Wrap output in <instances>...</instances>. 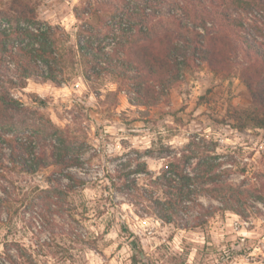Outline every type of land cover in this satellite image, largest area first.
I'll return each instance as SVG.
<instances>
[{"label": "rangeland", "instance_id": "obj_1", "mask_svg": "<svg viewBox=\"0 0 264 264\" xmlns=\"http://www.w3.org/2000/svg\"><path fill=\"white\" fill-rule=\"evenodd\" d=\"M14 1L0 0V22H7L5 15L14 13ZM25 1L36 3L37 19L57 26L51 34L61 54L57 69L64 81L56 85L36 76L24 88L11 91L77 141L85 160L77 173L85 184L69 193L57 190V204L49 208L50 201L41 190L48 187L51 176L61 175L57 166L34 173L19 167L0 170L5 175H0V195L5 198L0 214V264H135L130 241L142 249L136 264H264V129L243 124L248 114L264 115V110L255 106L239 77L237 60L230 74L213 71L205 63L180 70L178 80L158 103L140 105L133 100L129 78L92 74L77 48L87 26L109 55L126 59L139 27H161L164 34L179 28L181 22L193 26L195 13L189 10L188 16L184 7L191 8L189 4L198 0L188 4L187 0H151L152 6L144 8L151 13L147 17L132 13L143 8L146 0ZM219 9L212 10L207 26L218 36L236 39L242 30L225 23ZM240 16L246 31L255 33L252 25L257 24L264 33V11ZM113 18L126 27L130 23L131 32L110 30ZM151 35L156 38L159 32L155 35L153 30ZM42 67L47 69L43 63ZM135 70L131 68L127 75ZM187 144L207 149L214 156L210 161L223 163V177L247 199L248 216L220 210L194 229H181L154 218L146 202L137 204L111 185L108 174L124 157L140 152L155 175L165 158L147 155L150 149L157 155L162 147L179 151ZM37 195L40 203L33 205ZM200 199L206 206L215 202L206 195ZM6 248H10L7 253Z\"/></svg>", "mask_w": 264, "mask_h": 264}, {"label": "trees", "instance_id": "obj_2", "mask_svg": "<svg viewBox=\"0 0 264 264\" xmlns=\"http://www.w3.org/2000/svg\"><path fill=\"white\" fill-rule=\"evenodd\" d=\"M150 1L146 0L147 4L143 8L132 13L140 17L151 15L144 11V8L152 6ZM186 2L189 3L188 0ZM198 2L189 4L191 8L183 6L187 15L190 11L195 13L193 26L181 22L179 28L170 32L167 30L164 34H160L161 27H139L133 34L135 40L138 37L139 41H132L126 59L109 55L98 36L87 26H83L77 39L78 51L92 67V74L112 73L129 78L135 94L133 100L140 105L158 103L163 92L178 80L180 70L205 63L213 71L230 74L237 60L239 77L246 84L255 106L264 110L262 32L258 30L257 24L252 25L255 33L251 34L249 29L246 31L245 21L240 16L241 13L264 11V0ZM35 4L25 0L14 1V5H11L14 13L5 15L9 29L0 28V170L3 172L8 168L19 167L34 173L50 165L57 166L61 175L51 176L48 187L41 190L49 199L50 208L52 204H57V190L69 193L85 184V179L77 173L85 160L77 141L66 130L54 124L40 110L16 99L11 91L18 87L24 88L26 81L36 76L56 85L64 81L57 69L61 64V54L51 34L57 26L37 19ZM219 6L222 20L242 30L238 31L236 39L218 36L216 31L213 32L207 26L212 21V10ZM76 15L79 16L78 13ZM115 21L113 18V22L109 23L110 30L117 28L124 34L131 32L130 23L126 27L121 20ZM199 26L205 30L199 31ZM153 30L155 35L159 32L158 37L151 35ZM42 63L47 69L42 67ZM131 68L136 69L135 73L128 76L127 72ZM40 102L42 107L46 106V101L41 99ZM25 112L30 114L26 115ZM243 121L245 125L249 123L264 129V115L253 112ZM155 154L152 149L147 153L152 157L165 158L163 166L155 175L151 174L140 152L119 161L113 173L108 174L113 188L131 201L137 200V204L139 201L146 202L147 212L151 216L181 229H194L220 210L248 216L244 209L247 199L242 196V191H235L232 183L223 177L225 169H220L223 163L210 161L209 158L214 156L207 149L191 148L187 144L179 151L162 147ZM64 178L68 181H64ZM201 195L209 196L217 203L206 206L200 199ZM255 198L260 200L261 196L255 195ZM40 200V195H37L31 203L38 205ZM4 201L5 198L0 195V214L5 206ZM129 246L136 264L137 253L142 249L134 241H130ZM9 250L6 248V253ZM10 259L14 261L12 257Z\"/></svg>", "mask_w": 264, "mask_h": 264}, {"label": "built area", "instance_id": "obj_3", "mask_svg": "<svg viewBox=\"0 0 264 264\" xmlns=\"http://www.w3.org/2000/svg\"><path fill=\"white\" fill-rule=\"evenodd\" d=\"M9 23L6 21L0 22V28H8L9 29Z\"/></svg>", "mask_w": 264, "mask_h": 264}]
</instances>
